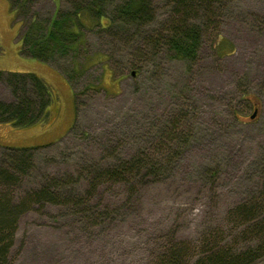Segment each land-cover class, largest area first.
<instances>
[{
	"label": "rangeland",
	"instance_id": "374dc122",
	"mask_svg": "<svg viewBox=\"0 0 264 264\" xmlns=\"http://www.w3.org/2000/svg\"><path fill=\"white\" fill-rule=\"evenodd\" d=\"M13 1L17 13L0 0V70L34 72L53 92L44 123L0 124V146H38L16 193L47 181H60L68 193L77 179L83 189L89 163L113 162L150 146L147 130L158 141L154 121L164 109L184 108L190 122L179 152L167 156L170 166L144 177L135 194L132 186H107L89 212L50 203L22 212L11 264H131V242L147 243L168 228L190 238L258 186L264 172V0L215 1L209 19L199 20L201 41L191 60L164 42L140 53L132 47L141 41L135 25L110 27L123 0H107L79 51L55 55L50 63L22 54L21 34L47 22L64 1ZM153 2L150 30L166 17L171 0ZM221 46L226 50L220 53ZM96 54L101 61L92 59ZM0 99H12L1 81ZM178 116L171 113L173 120ZM122 193L124 199L135 195L131 212L115 203ZM252 264H264V256Z\"/></svg>",
	"mask_w": 264,
	"mask_h": 264
},
{
	"label": "trees",
	"instance_id": "16d2710c",
	"mask_svg": "<svg viewBox=\"0 0 264 264\" xmlns=\"http://www.w3.org/2000/svg\"><path fill=\"white\" fill-rule=\"evenodd\" d=\"M63 1L56 14L47 22L36 24L37 21L30 19V23L34 22L36 25L33 29L29 25L21 34L22 54L50 63L55 55L77 53L85 43V29L91 28L99 15L103 14L101 8L107 2ZM215 1L218 0H171L166 17L157 23L156 30H150L149 24L156 21L153 0H123L116 9L117 18L110 19V27L119 31L120 26L135 25L141 41L135 39L132 47L140 50V53H146L152 43L164 42L178 57L191 60L201 41L202 29L199 20L209 19L211 6ZM9 3L17 13L14 1L9 0ZM196 12H201V16H196ZM223 48L221 46L220 53L226 50ZM127 53L130 54L129 51ZM92 59L101 61L98 54ZM0 81L12 95L10 101L0 99V124L27 127L47 120L53 92L41 76L34 72L0 70ZM72 90L76 115L77 93L73 88ZM173 111L179 114L174 120L171 119ZM164 112L154 121L159 125L158 141L153 143L156 134L152 138V132L147 130L150 146L145 145L135 153L126 157L120 156L113 162L89 163L82 175L86 186L81 189L77 179L68 193L59 189V184L66 188L60 181L52 186L47 181L22 194L16 193L17 183L29 173L34 164L32 151L38 146H0V264H11L9 255L17 221L22 212L32 208L34 204L65 205L89 212L93 199L98 194L104 197L107 186H132V194H135L136 186L142 183L144 177L167 169L170 166L167 156L172 154L173 158L179 152V139L190 120L184 108L180 111L164 109ZM259 180L258 186L250 195L233 203L220 219L205 225L190 238H178L176 230L168 228L158 230L156 236L147 243L131 242L135 252L131 264L254 263L264 256V172ZM122 195L123 193L117 196L115 203L122 209V213L131 212L135 195L125 197L130 201L128 206L127 203L119 205L118 200H126ZM108 214L106 212L105 216ZM119 264L124 262L119 261Z\"/></svg>",
	"mask_w": 264,
	"mask_h": 264
},
{
	"label": "water",
	"instance_id": "95a60500",
	"mask_svg": "<svg viewBox=\"0 0 264 264\" xmlns=\"http://www.w3.org/2000/svg\"><path fill=\"white\" fill-rule=\"evenodd\" d=\"M255 114V111L253 112V115ZM253 115H251V117L253 116Z\"/></svg>",
	"mask_w": 264,
	"mask_h": 264
},
{
	"label": "bare ground",
	"instance_id": "6f19581e",
	"mask_svg": "<svg viewBox=\"0 0 264 264\" xmlns=\"http://www.w3.org/2000/svg\"><path fill=\"white\" fill-rule=\"evenodd\" d=\"M253 27V26H252Z\"/></svg>",
	"mask_w": 264,
	"mask_h": 264
}]
</instances>
